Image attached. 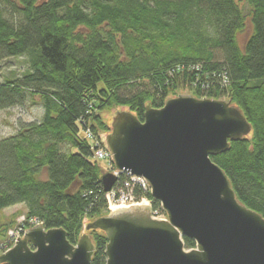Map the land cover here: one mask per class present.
Returning <instances> with one entry per match:
<instances>
[{"label": "trees", "instance_id": "obj_1", "mask_svg": "<svg viewBox=\"0 0 264 264\" xmlns=\"http://www.w3.org/2000/svg\"><path fill=\"white\" fill-rule=\"evenodd\" d=\"M240 1L0 0V65L17 57L28 64L0 81V111L28 97L43 107L40 120L0 139V210L23 205L27 218L64 229L71 244L87 233L91 264H105V234L84 225L108 212L104 171L83 131L104 146L103 111L123 107L143 121L146 106L187 93L230 101L250 124L247 137L211 159L264 218V0H243L246 12Z\"/></svg>", "mask_w": 264, "mask_h": 264}, {"label": "water", "instance_id": "obj_2", "mask_svg": "<svg viewBox=\"0 0 264 264\" xmlns=\"http://www.w3.org/2000/svg\"><path fill=\"white\" fill-rule=\"evenodd\" d=\"M111 118L104 143L115 169L143 178L167 220L153 219L142 204L85 223L107 238L105 264H264V218L238 200L211 159L250 134L238 107L185 93L146 106L143 121L128 110ZM100 180L107 193L117 178L105 172ZM24 232L0 264H91L87 233L71 244L62 228L38 223ZM183 237L195 248L186 249Z\"/></svg>", "mask_w": 264, "mask_h": 264}, {"label": "rangeland", "instance_id": "obj_3", "mask_svg": "<svg viewBox=\"0 0 264 264\" xmlns=\"http://www.w3.org/2000/svg\"><path fill=\"white\" fill-rule=\"evenodd\" d=\"M241 8L246 12L247 7L245 3L242 1L239 2ZM251 28L249 21L246 22V30L244 34L240 37V44H243L246 37L250 33ZM28 69V64L26 62L25 57H17V58H9L1 63L0 65V81L4 79H13L16 77H20L26 70ZM185 94V93H182ZM187 94V93H186ZM41 100L38 97H28V100L23 106H15L6 110L0 111V139L5 138L14 134L21 123L38 121L41 119L43 113V107L41 104ZM121 110H126L123 107H116L109 111H103L101 117L103 121L110 126L112 118L116 112ZM101 132V131H100ZM101 135H106L101 132ZM100 134L98 136H101ZM92 162L96 161L100 169L105 172L107 167V162L104 160H96L91 159ZM23 205H15L13 207L5 208L0 210V230L4 227H12L16 224L17 220L21 216H25ZM109 213V210L107 209ZM16 218V219H15ZM26 219H29L25 216ZM89 222V220H85V223ZM13 224V225H12ZM5 239L0 236V241Z\"/></svg>", "mask_w": 264, "mask_h": 264}, {"label": "built area", "instance_id": "obj_4", "mask_svg": "<svg viewBox=\"0 0 264 264\" xmlns=\"http://www.w3.org/2000/svg\"><path fill=\"white\" fill-rule=\"evenodd\" d=\"M83 135L91 144L92 158L96 160H104L107 162L106 170L116 176L117 181L109 193H106L105 199L108 209L112 207H129L131 205L140 206L141 203L149 205L151 217L156 220H167V216L162 210L152 209V202L147 195L150 189L146 181L141 177H136L127 172L117 171L111 161V155L101 144L100 139L94 135L89 129L83 131ZM135 188L141 192L138 196ZM150 196V195H149ZM40 223L34 218L26 219L25 216L18 218L15 225L6 231L5 239L0 242V255L10 250L16 243L17 238H22L24 230L27 227Z\"/></svg>", "mask_w": 264, "mask_h": 264}, {"label": "bare ground", "instance_id": "obj_5", "mask_svg": "<svg viewBox=\"0 0 264 264\" xmlns=\"http://www.w3.org/2000/svg\"><path fill=\"white\" fill-rule=\"evenodd\" d=\"M103 147L106 148L105 145H104ZM106 149H107V148H106ZM142 204H144V203H141V205H142ZM112 208H114V207H112ZM30 227H33V226H30Z\"/></svg>", "mask_w": 264, "mask_h": 264}, {"label": "crops", "instance_id": "obj_6", "mask_svg": "<svg viewBox=\"0 0 264 264\" xmlns=\"http://www.w3.org/2000/svg\"><path fill=\"white\" fill-rule=\"evenodd\" d=\"M23 209H25V207L23 208ZM25 211V210H24ZM16 219V218H15ZM13 225V224H12Z\"/></svg>", "mask_w": 264, "mask_h": 264}]
</instances>
